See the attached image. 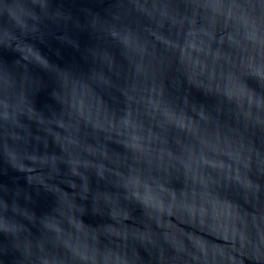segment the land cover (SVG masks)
Masks as SVG:
<instances>
[{"label": "water", "instance_id": "95a60500", "mask_svg": "<svg viewBox=\"0 0 264 264\" xmlns=\"http://www.w3.org/2000/svg\"><path fill=\"white\" fill-rule=\"evenodd\" d=\"M0 264H264V0H0Z\"/></svg>", "mask_w": 264, "mask_h": 264}, {"label": "snow or ice", "instance_id": "6c2138e0", "mask_svg": "<svg viewBox=\"0 0 264 264\" xmlns=\"http://www.w3.org/2000/svg\"><path fill=\"white\" fill-rule=\"evenodd\" d=\"M0 54H2V50H0Z\"/></svg>", "mask_w": 264, "mask_h": 264}]
</instances>
